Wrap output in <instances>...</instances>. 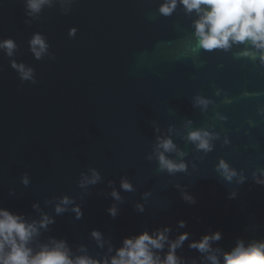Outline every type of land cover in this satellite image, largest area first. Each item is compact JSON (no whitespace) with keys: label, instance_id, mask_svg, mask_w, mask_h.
Returning a JSON list of instances; mask_svg holds the SVG:
<instances>
[{"label":"water","instance_id":"obj_1","mask_svg":"<svg viewBox=\"0 0 264 264\" xmlns=\"http://www.w3.org/2000/svg\"><path fill=\"white\" fill-rule=\"evenodd\" d=\"M163 2L51 0L27 14L25 0H0V40L17 45L12 56L0 49V208L28 222L52 217L33 250L63 240L72 256L99 261L125 237L167 226L169 240L188 233L175 250L180 264H211L189 247L203 234L220 232L210 243L221 261L238 240L264 241V63L249 43L202 49L195 11L178 2L165 16ZM37 32L48 44L41 59L28 43ZM13 61L31 67L36 82L21 81ZM192 129L212 134L210 150L187 139ZM157 137L173 141L177 151L165 155L183 171L160 169ZM221 160L235 170L231 180ZM92 170L98 181L82 184ZM65 196L71 203L58 214ZM156 251L163 259L168 243Z\"/></svg>","mask_w":264,"mask_h":264},{"label":"clouds","instance_id":"obj_2","mask_svg":"<svg viewBox=\"0 0 264 264\" xmlns=\"http://www.w3.org/2000/svg\"><path fill=\"white\" fill-rule=\"evenodd\" d=\"M180 3L185 12L195 11L197 19L193 22L194 35L197 37L198 45L204 50L223 49L227 50L234 43H249L258 50L259 59L264 63V0H164L159 6L162 15H171L177 3ZM51 3V0H25L27 14L39 13L43 6ZM75 28H70L68 35L74 36ZM30 51L36 59H41L46 53L48 44L45 37L40 33H33L29 41ZM16 42L12 38L0 40V49L5 54L12 56L16 49ZM242 55L255 53L245 50ZM11 66L17 71L21 81L28 80L35 83L34 70L23 63L12 62ZM196 103L206 106L209 101L203 97H196ZM212 134L202 129H192L187 133V139L195 143L198 149L208 151L211 149L210 139ZM157 159L161 170L170 173L183 171L186 165L180 161L176 162L168 158L165 153L177 151L175 144L168 137H157ZM181 154L182 153H178ZM219 170L227 180L236 175L234 169L221 160L218 164ZM99 174L92 170L91 177H85L83 183L94 184L98 181ZM243 179V177H241ZM27 185V177L22 178ZM264 182V181H258ZM124 190L131 191L132 185L127 180L121 181ZM112 196L119 200V194L113 190ZM184 199L194 202L193 198L185 195ZM71 203L65 196L55 206L56 213L66 210L64 206ZM35 207V205H34ZM142 210V206L137 205ZM77 218L82 213L78 206L72 209ZM107 211L113 217L117 214L116 207L110 206ZM52 217L42 213L39 221L28 222L21 215L0 208V264H180L176 255V249L188 239L187 232H181L174 240H169L167 233L169 229L165 226L156 229L152 234L142 231L132 237H125L122 245L116 249L115 255L101 260H96L87 255L72 256L70 249L63 240H51L37 250L29 246V242L38 233V228H45L52 223ZM185 222L178 221L183 227ZM91 235L98 242L101 233L92 230ZM221 238L219 231L211 234H203L197 241L189 243L190 248L197 249L201 253H208L207 259L211 264H264V241H253L245 245L238 240L235 246L222 253V261L211 250V241H218ZM168 243V252L163 259L156 250L164 248Z\"/></svg>","mask_w":264,"mask_h":264}]
</instances>
